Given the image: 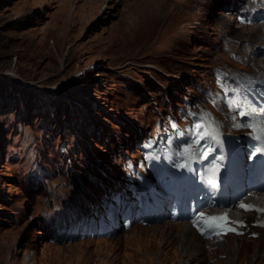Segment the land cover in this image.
<instances>
[{
    "label": "rangeland",
    "instance_id": "obj_1",
    "mask_svg": "<svg viewBox=\"0 0 264 264\" xmlns=\"http://www.w3.org/2000/svg\"><path fill=\"white\" fill-rule=\"evenodd\" d=\"M223 2L0 0V264H23L26 255V264H183L192 250L198 251L199 264H232L236 253L238 263L233 264H264V224L252 225L255 211L242 216L251 221L241 226L240 234L203 238L190 228L185 240L178 228L185 222L163 220L133 222L109 237L51 245L39 228V212L58 203L68 190L41 202L23 183L26 158H12V152L8 158L3 155L4 149L18 148L19 139L38 136L46 128L62 123L81 127L83 117L108 129L110 125L117 135L122 127L114 116L146 121L152 100L138 93L134 82L150 85V74L165 85L154 86L157 94L152 93L163 100L167 87L184 89L185 79L207 73L211 63L252 68L251 61L229 58L227 45L220 47L218 37L222 31L234 37L230 49L243 59L249 45L254 49L263 44L264 30L255 24L235 25L230 13L218 9ZM249 28L255 32L248 34ZM263 60L256 57L258 64ZM94 103L107 112L87 115L85 109ZM81 133L104 151L89 133ZM4 142L12 146L4 148ZM58 180L50 176L49 186L55 189ZM213 239L222 246L212 244Z\"/></svg>",
    "mask_w": 264,
    "mask_h": 264
},
{
    "label": "snow or ice",
    "instance_id": "obj_2",
    "mask_svg": "<svg viewBox=\"0 0 264 264\" xmlns=\"http://www.w3.org/2000/svg\"><path fill=\"white\" fill-rule=\"evenodd\" d=\"M240 115H245V113L241 112ZM210 127V126H209ZM248 127L253 131H257V129L255 128L254 125L249 124ZM195 129H196V136L195 139L193 141V143L197 146L201 145V142L203 140H205L207 137H209L211 135L210 131H206L205 130V126L202 123H197L195 125ZM260 131L264 132V129H261ZM211 149L209 148H205V150L200 154V156L198 158H207V156L209 155ZM260 153H264V148H256V150L252 153H250L251 156H256L257 154ZM179 155L181 157L184 158H190V148L189 147H185L183 148L182 151H180ZM191 155H194V153H192ZM181 168L186 167V164H180L178 165ZM206 183L208 185H210L212 188H215L217 186V182H216V173L215 170L212 171L211 175H209L208 177H206ZM241 208L245 209V210H251V207L248 205H240ZM209 221H211V223H209ZM227 221V217L226 216H222V217H211L208 218L207 221H205L206 225L208 228H218L221 229L223 232H229V231H235L232 228H226L224 227V223ZM194 226H196L198 228V230L201 231V234H205V230L204 229H200L198 224H194ZM216 234H220L219 232Z\"/></svg>",
    "mask_w": 264,
    "mask_h": 264
},
{
    "label": "bare ground",
    "instance_id": "obj_3",
    "mask_svg": "<svg viewBox=\"0 0 264 264\" xmlns=\"http://www.w3.org/2000/svg\"><path fill=\"white\" fill-rule=\"evenodd\" d=\"M96 2H93L92 3V5H94ZM239 26H244V28H245V26H248V27H252L251 25L249 26V25H239ZM260 26H262V27H264V22L263 21H261V22H258V23H256L255 25H253V27H255V28H259ZM255 28H249L250 30L248 31V34H251V33H254L255 32ZM262 36H263V38H264V34H262ZM246 40V39H245ZM244 41V40H243ZM261 43H263L264 44V42L263 41H261ZM258 47V46H257ZM251 48V45H249L248 46V52H249V55L250 54H254V52H256V50L257 49H259V48ZM246 55V54H245ZM248 55V56H249ZM261 62H263L264 63V60L263 61H261ZM255 66H258L259 64H254ZM258 203L260 204L259 206L260 207H263V210H260V211H258V213H257V216H256V219L257 220H261L262 222H263V224H264V195L262 194V197L258 200ZM248 213H250V211L248 212ZM229 214L231 215V216H233L235 219H240V218H242V216L243 215H245V212H243V211H236V210H234V209H230L229 210ZM167 221H169V223H170V221L171 220H167ZM167 221H165V222H167ZM164 222V223H165ZM172 222H185V223H183L182 225H180V226H178V228H180L181 229V235H182V237H183V239H185L184 237H185V235H186V233H190V225L186 222V221H172ZM159 224H162V223H159ZM188 224V225H187ZM136 225H140V224H136ZM142 226V225H141ZM127 230H129V229H127ZM197 234V233H196ZM228 234V233H227ZM192 235V234H191ZM198 235V234H197ZM199 236V235H198ZM187 237V236H186ZM98 238H104V237H98ZM97 238V239H98ZM85 238H83V239H80V240H84ZM88 239H91V238H88ZM186 240V239H185ZM72 242V241H71ZM71 242H69V243H71ZM190 242V241H189ZM188 242V243H189ZM192 242V241H191ZM190 244V243H189ZM212 244H217L218 246H222V243H221V241H217L216 239H213V242H212ZM51 245H55V244H51ZM195 246L197 247V246H199L198 244H195ZM196 249V248H195ZM237 249V248H236ZM242 249H243V247L242 246H240V247H238V251H239V253H241V251H242ZM201 251V250H200ZM235 251V250H234ZM184 252V251H183ZM245 254H246V252H245ZM235 255V254H234ZM186 256L187 257H190V258H188V261L186 260H184L183 262V264H199V261H198V251L197 252H195L194 250H192L190 253H187L186 254ZM243 256V255H242ZM247 256V255H246ZM246 256H243L242 258L243 259H245V260H247V257ZM254 256V255H253ZM255 258V257H254ZM28 260H29V257L26 255L25 257H24V260H23V264H26L27 262H28ZM234 260L238 263V254L236 253V256H235V258L233 259V261H232V264L234 263ZM258 260V259H257ZM256 260V261H257ZM195 262V263H194ZM257 264H259V262L257 263Z\"/></svg>",
    "mask_w": 264,
    "mask_h": 264
}]
</instances>
